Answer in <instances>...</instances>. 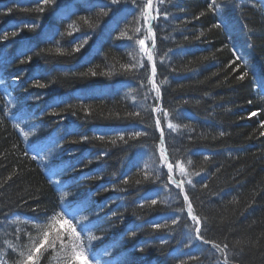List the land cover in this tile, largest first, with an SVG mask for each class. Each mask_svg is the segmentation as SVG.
<instances>
[{"label": "trees", "instance_id": "1", "mask_svg": "<svg viewBox=\"0 0 264 264\" xmlns=\"http://www.w3.org/2000/svg\"><path fill=\"white\" fill-rule=\"evenodd\" d=\"M102 2L110 5V0ZM137 3L143 7L148 0ZM210 3L152 0L156 27L149 35L143 28L136 31L143 21L127 12L130 0L111 6L125 11L107 16L98 0H55L42 13L36 11L37 0H0V81L6 87L5 93L0 88V258L8 253L7 264L16 258L7 247H17L16 229L30 231L37 242L42 236L23 218L51 215L63 198L84 202V215L97 223L93 234L103 237L93 243L99 264H179L178 257L186 264H222L225 256L229 264H264V0H216L226 5L219 11H211ZM9 8L12 12L5 14ZM221 19L227 28L214 27ZM85 33H92L91 39L73 52L72 41ZM138 35L147 37L148 47L155 38L159 93L147 79L151 64L138 46L135 53L120 47ZM131 64L139 73L123 67ZM141 64L148 65L147 71ZM89 68L101 74L81 78L79 73ZM243 72L248 75L238 79ZM37 79L48 86H36ZM157 103L164 144L152 113ZM133 112L140 114L130 116ZM97 129L118 134L100 139L94 136ZM141 129L148 135L129 138ZM70 133L89 139L73 143L76 137ZM28 141L40 154L47 141L54 147L57 186L41 158L32 159L37 155ZM158 144L187 173L181 176L177 169V179L190 191L208 245L189 240L188 226L195 222L187 216L183 197L176 199L177 189L172 188L171 197L162 192L156 205L144 201L167 181L166 174L153 175ZM140 154H145L143 161L133 167ZM177 216L183 218L172 225ZM157 222L160 228L154 229ZM189 254L197 259L189 260ZM46 255L42 264H64L59 242Z\"/></svg>", "mask_w": 264, "mask_h": 264}, {"label": "snow or ice", "instance_id": "2", "mask_svg": "<svg viewBox=\"0 0 264 264\" xmlns=\"http://www.w3.org/2000/svg\"><path fill=\"white\" fill-rule=\"evenodd\" d=\"M132 4V8L127 9V12L132 15L134 18L137 19V22L139 23L140 20L143 21V24L141 27H138L136 29L137 32H141V29L147 31L149 35L153 34V29L156 27L152 23L156 17L151 15L152 10V0H148V3L144 5L143 7L137 3V0H130ZM55 0H37V4L40 5L36 8V11L43 12L44 11V5H54ZM99 6L101 8V14L107 16L110 12L114 11H125V9H121L119 7L113 8L111 6H119L121 4L127 5L129 3V0H110V5L103 4L102 0H98ZM253 7H255V4H253ZM220 8H225L226 5L221 4L218 5L216 3V0H211L210 3V10L211 11H219ZM136 9H139V16L136 14ZM12 12V9H7V12L5 14H10ZM159 15V12H158ZM81 19L84 20L85 23H88L87 17H81ZM126 19V18H125ZM164 19L167 20L168 16L167 13H164ZM23 27L28 28H35V24H25ZM72 25H69V28H71ZM214 27L217 28H227L228 25L226 22L221 19L219 22H217ZM69 35L72 33L69 32ZM12 37H15L17 35L16 31H12L11 33ZM8 33H4V38L7 39ZM92 33H85L83 36L79 37L77 40L72 41V44L74 47L72 48L73 52H79L82 48L85 47V45L88 43V41L91 39ZM120 37L117 36V39ZM129 43L122 44L120 47L125 48H132L133 53H135L136 49L134 45L138 46L140 53L143 56L147 57L148 62L151 64V75L147 77L148 81L152 84L153 90H155L157 93L160 92V88L156 83V76H157V67L154 62V55L156 54V43L155 38H153V42L151 47L146 46V40L147 37L141 38L139 35L136 37H128ZM233 55L236 57L237 60H241V55L234 49ZM31 61V57H28V62ZM24 60H21V63H24ZM90 63V62H89ZM163 63V61H161ZM127 71H134L139 73V69L136 67L135 64L131 65H124L123 66ZM141 68H144L145 71H147L148 65L147 64H141ZM237 67H239L237 65ZM101 73H98L97 71L92 70L89 68L87 71L80 72L79 75L81 78H88L89 76L95 77L97 75H100ZM248 75L247 72H243L240 76L237 78L240 80H244L245 77ZM16 79H19L18 77ZM36 86L44 88L48 85H45L44 83H40L39 79L36 80ZM147 85L144 83L140 84L141 89H146ZM147 99V97H146ZM154 100H158L159 97H153ZM53 107H59V105H53ZM159 108V104H155L152 107V113L156 114V128L160 131V144L166 143V139L164 137L163 129L161 127V119L159 118V114L157 113V109ZM161 112L164 113L165 116H168L169 113L165 111L164 109H160ZM54 115H58V113H53ZM139 112H133L130 113V116H138ZM252 116L257 115L256 112L251 113ZM18 127V125H17ZM169 128H172L173 126L169 124ZM261 127H264V122L261 123ZM118 133L105 130V129H97L94 131V136L99 137L100 139H104L106 136L110 135H117ZM70 135L76 137L71 142L73 143H83L89 139L87 135H79L77 133H70ZM148 133L141 129L139 131H133L131 135L129 136L130 139L138 138L140 136H147ZM261 136H264V132L260 133ZM25 136H27V133H25ZM119 138L121 140L125 139L124 134H119ZM157 150L159 152V164L158 169L153 171V175H159L161 178L166 174L167 175V181L158 184V186L154 189H151V192H155V196H145L144 201L147 202L150 200L152 205L157 204V198L159 195H161L162 192H167L169 196L172 195V188L177 189L178 191L175 193L176 199L179 200L180 197H183V203L187 206V216L190 218L194 223V226H188V235L189 240L191 242L199 241L204 245H208L210 241L206 239L203 235L202 228L204 227L202 221L198 218L196 214H194V207H193V201L191 198V194L188 188L185 186V181L182 179H177V169H179L180 175L185 176L187 173L185 172V169L183 168L180 161L173 160L169 156L166 148H161L159 144L157 145ZM27 155V153H26ZM100 155H103L101 153ZM145 154H140L139 158L136 161L132 162L133 167H139V164L143 161ZM37 156H33L32 159H37ZM208 157L205 156V159ZM91 162V161H90ZM164 168L167 169V172L164 173ZM53 176L56 175L55 172L52 173ZM199 175V173H197ZM148 177L146 176V179ZM11 179V177H9ZM50 182L53 183H59V181H52L50 177ZM124 182L127 183V178L124 179ZM187 184L191 187H195V182L193 180H188ZM206 186V185H205ZM107 190V189H105ZM183 211V209H181ZM84 212H86V205L82 201H73L69 198H63L62 202L59 206V209L55 212H53L51 215L45 214L43 217H25L23 218V222L27 224L34 225L37 229H40L42 231L41 238L37 241L33 240L32 236L30 235V231L21 233L19 229H16L15 231V240L17 243V247L13 248L11 245H7L8 248L11 249L12 253L16 254V258L13 260V264H42V261H46L48 259V256L46 253H48L49 248H55L57 245V242H59V250L64 253V264H99L98 260L96 259V250L93 247L94 241L97 239H103V237H97L93 234V230L98 227L97 223L95 221L90 220L86 215H84ZM115 215V213H113ZM183 217L177 216L173 217L171 220L172 225H177L179 221ZM7 217L5 218V221H7ZM17 219H19V214H17ZM186 223V221H185ZM0 227H3L2 224H0ZM152 227L154 229L160 228V224L153 223ZM53 231H55V235L53 236ZM131 235L134 237L136 235V232L134 229L129 230ZM194 232V235H193ZM27 241H30L31 243H26ZM191 243H186L185 247H190ZM213 247L218 249L219 251L223 252L224 249H221L218 244L213 243ZM228 245H225L224 248L226 249ZM135 250V249H134ZM142 250V248H140ZM8 259V253H5V257L0 258V264H7ZM179 264H186L185 260L183 258L178 257ZM189 260L197 259L196 256L189 254L188 255ZM129 264H135L134 261H130ZM222 264H229V257L225 256L223 258Z\"/></svg>", "mask_w": 264, "mask_h": 264}, {"label": "rangeland", "instance_id": "3", "mask_svg": "<svg viewBox=\"0 0 264 264\" xmlns=\"http://www.w3.org/2000/svg\"><path fill=\"white\" fill-rule=\"evenodd\" d=\"M138 50H139V48H138ZM17 81L16 80H14L13 82H11V86H16L17 85ZM0 88L2 89V91L4 92L5 90H6V87H5V84H3V82L2 81H0ZM5 93V92H4ZM166 126L168 127V124H166ZM48 143H46V145H45V149H43L42 150V152L44 153V154H40V152H39V149L38 148H36V146H35V144H33L32 145V143H29V141H28V143H27V146H28V148L30 149V150H32L34 153H36V155H37V157L39 158H41V164L42 165H44V167L46 168V170H47V175H48V177H49V179H50V177H51V180L52 181H58L59 180V178L57 179L55 176H53L52 175V173H53V170H54V167H53V159L56 157L55 156V153H54V147H52V144L49 142V141H47ZM39 155V156H38ZM41 155L44 157V159H42V157H41ZM46 157H47V159H49V161L48 160H46ZM57 157H59L60 158V155L59 156H57ZM39 158V159H40ZM52 167H53V169H52ZM177 172H178V170H177ZM59 174H61V173H58V176H59ZM177 177H178V175H177ZM53 183V182H52ZM55 186H57V183H53ZM59 186V185H58ZM60 190H61V188H60V186L58 187ZM58 189V190H59ZM54 233H55V231H53Z\"/></svg>", "mask_w": 264, "mask_h": 264}]
</instances>
